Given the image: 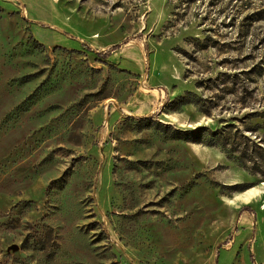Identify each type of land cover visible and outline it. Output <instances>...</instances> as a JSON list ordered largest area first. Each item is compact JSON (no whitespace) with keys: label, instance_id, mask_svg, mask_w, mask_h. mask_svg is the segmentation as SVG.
Wrapping results in <instances>:
<instances>
[{"label":"rangeland","instance_id":"obj_1","mask_svg":"<svg viewBox=\"0 0 264 264\" xmlns=\"http://www.w3.org/2000/svg\"><path fill=\"white\" fill-rule=\"evenodd\" d=\"M249 254L264 264V0H0V264Z\"/></svg>","mask_w":264,"mask_h":264},{"label":"trees","instance_id":"obj_2","mask_svg":"<svg viewBox=\"0 0 264 264\" xmlns=\"http://www.w3.org/2000/svg\"><path fill=\"white\" fill-rule=\"evenodd\" d=\"M108 52L109 51L107 50L104 53H102V55L103 56H106L108 54ZM210 133L211 134H213V133L215 134L216 132H213V130L210 131V130L206 129L205 127H200L199 129L189 130L187 132V134H183V133L182 134L184 135L185 138H188L189 140H192V141L193 140H197V141H199V140L208 141L209 139L207 140V137L209 136ZM222 133L221 132H217L216 138L213 141H220L219 139L224 135ZM234 225L235 224H233V226L231 227V230L234 228ZM249 256H250V260L252 261V263L253 264H256V262L254 260V256H252V254H249Z\"/></svg>","mask_w":264,"mask_h":264}]
</instances>
